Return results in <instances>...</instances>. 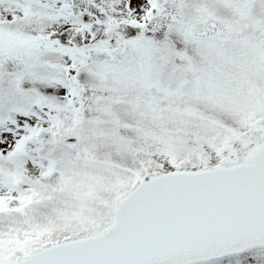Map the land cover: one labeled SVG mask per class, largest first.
I'll list each match as a JSON object with an SVG mask.
<instances>
[{
  "label": "snow or ice",
  "instance_id": "obj_1",
  "mask_svg": "<svg viewBox=\"0 0 264 264\" xmlns=\"http://www.w3.org/2000/svg\"><path fill=\"white\" fill-rule=\"evenodd\" d=\"M0 264H264V0H0Z\"/></svg>",
  "mask_w": 264,
  "mask_h": 264
}]
</instances>
